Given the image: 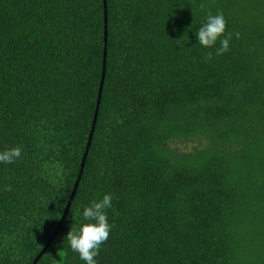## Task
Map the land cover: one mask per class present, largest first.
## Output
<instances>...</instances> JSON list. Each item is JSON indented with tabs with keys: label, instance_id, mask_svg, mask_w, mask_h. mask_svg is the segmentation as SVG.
I'll list each match as a JSON object with an SVG mask.
<instances>
[{
	"label": "trees",
	"instance_id": "1",
	"mask_svg": "<svg viewBox=\"0 0 264 264\" xmlns=\"http://www.w3.org/2000/svg\"><path fill=\"white\" fill-rule=\"evenodd\" d=\"M104 2L0 0V151L22 148L0 163V264H32L65 211L105 16L92 144L36 264H85L66 236L106 194L114 227L98 264H264V0ZM220 12L232 40L218 56L196 32Z\"/></svg>",
	"mask_w": 264,
	"mask_h": 264
},
{
	"label": "clouds",
	"instance_id": "2",
	"mask_svg": "<svg viewBox=\"0 0 264 264\" xmlns=\"http://www.w3.org/2000/svg\"><path fill=\"white\" fill-rule=\"evenodd\" d=\"M201 9L205 5L201 3ZM227 28V20L222 12L215 15L208 13L206 22L196 32L198 44L205 48H212L220 41V47L216 50V55H223L230 50V41L232 34L228 33L225 36ZM223 37V39H221ZM237 39L239 34L237 33ZM206 59H212V53L207 54ZM22 155L20 146L8 147L0 151V163L13 164ZM10 191V187L5 188ZM112 208V196L106 194L99 201H93L89 206L83 209V219L88 221L81 226H72L67 233L66 240L72 251L79 254L81 260L85 264H98L96 257L110 240V235L114 225L108 222L107 209Z\"/></svg>",
	"mask_w": 264,
	"mask_h": 264
},
{
	"label": "water",
	"instance_id": "3",
	"mask_svg": "<svg viewBox=\"0 0 264 264\" xmlns=\"http://www.w3.org/2000/svg\"><path fill=\"white\" fill-rule=\"evenodd\" d=\"M104 4H106V0H105ZM104 28H105V49H104V59H103V74H102V79H101V83H100V89H99L97 106H96L95 115H94L93 124H92V130H91L89 138H88V143H87L86 151L84 153V158H83V160L81 162V168H80V171H79V174H78V178H77V180H76V182L74 184L72 194H71V196H70V198L68 200V203H67V205L65 207V211H64V213H63V215H62V217L60 219V222H59L56 230L53 232V234L51 235L50 239L48 240L46 245L43 247V249L39 253V255L35 258V260L33 261L32 264H36L39 261V259L44 255V253L50 247L51 243L54 241L55 237L57 236V234L59 233L60 229L62 228V226H63V224L65 222V219H66V217H67V215H68V213L70 211V208H71L72 202L74 200V197H75V195L77 193L79 184L81 182V178H82V175H83L84 167H85V164H86V158H87L90 146L92 144V138H93V134H94L96 123H97L98 112H99V108H100V104H101V98H102V89H103L104 80H105V70H106V63H107V42H108L107 41V28H108V25H107L106 16H105V26H104Z\"/></svg>",
	"mask_w": 264,
	"mask_h": 264
},
{
	"label": "rangeland",
	"instance_id": "4",
	"mask_svg": "<svg viewBox=\"0 0 264 264\" xmlns=\"http://www.w3.org/2000/svg\"><path fill=\"white\" fill-rule=\"evenodd\" d=\"M189 145H190V144H189ZM189 145H188V146H189Z\"/></svg>",
	"mask_w": 264,
	"mask_h": 264
}]
</instances>
